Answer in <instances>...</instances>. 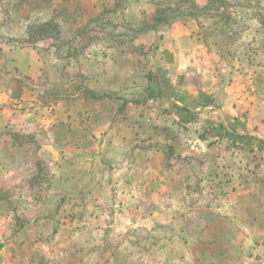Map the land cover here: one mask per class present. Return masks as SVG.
Masks as SVG:
<instances>
[{"label": "rangeland", "instance_id": "rangeland-1", "mask_svg": "<svg viewBox=\"0 0 264 264\" xmlns=\"http://www.w3.org/2000/svg\"><path fill=\"white\" fill-rule=\"evenodd\" d=\"M89 1L0 0V264H264V0Z\"/></svg>", "mask_w": 264, "mask_h": 264}, {"label": "trees", "instance_id": "trees-1", "mask_svg": "<svg viewBox=\"0 0 264 264\" xmlns=\"http://www.w3.org/2000/svg\"><path fill=\"white\" fill-rule=\"evenodd\" d=\"M193 7V6H192ZM207 7L208 6H205L203 8H201L202 10H207ZM170 12L168 9L167 10H160L157 12V16L154 18L153 20V23H156V24H162V23H166L167 20L163 17L164 13L166 12ZM189 18H192L193 20L197 18V15L191 13V14H188ZM167 24V23H166ZM156 27L152 26V25H146L145 26V31H149V30H155ZM94 98V96H93ZM96 99V98H95Z\"/></svg>", "mask_w": 264, "mask_h": 264}, {"label": "crops", "instance_id": "crops-1", "mask_svg": "<svg viewBox=\"0 0 264 264\" xmlns=\"http://www.w3.org/2000/svg\"><path fill=\"white\" fill-rule=\"evenodd\" d=\"M117 0H90L89 1V7L94 8V7H108V6H111L113 5ZM174 29V28H172ZM170 31H173L170 29ZM178 31V30H176ZM181 31V30H180Z\"/></svg>", "mask_w": 264, "mask_h": 264}]
</instances>
